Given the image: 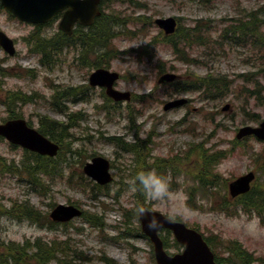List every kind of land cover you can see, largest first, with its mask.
<instances>
[{
	"label": "rangeland",
	"instance_id": "rangeland-1",
	"mask_svg": "<svg viewBox=\"0 0 264 264\" xmlns=\"http://www.w3.org/2000/svg\"><path fill=\"white\" fill-rule=\"evenodd\" d=\"M102 8L110 37L101 34L90 49L77 40L60 51L41 48L36 37H59L58 21L34 36L32 25L0 9V30L17 49L10 56L0 46V124L10 110L36 129L43 117L66 123L75 113L51 175L31 176L35 157L0 137V261L19 245L27 247L15 254L21 264H42L39 241L52 255L46 264H155L138 221L147 204L200 230L224 264H264V215L244 211L228 190L250 171L257 175L254 189L264 188V143L236 139L242 127L257 126L254 115L264 119V0H105ZM165 18L179 23L173 38L155 23ZM257 18L255 30L243 26ZM232 26L233 36L222 39ZM100 60L101 69L120 74L113 89L129 92L130 101L115 103L90 82ZM166 74L178 79L161 83ZM209 75L216 92L183 91L191 78ZM13 93L31 101L8 102ZM178 101L187 104L164 110ZM96 157L111 163L108 186L84 173ZM59 204L77 206L84 216L54 223L50 213ZM28 207L35 219L23 215ZM164 238L177 252L173 236ZM236 245L246 260L228 249Z\"/></svg>",
	"mask_w": 264,
	"mask_h": 264
},
{
	"label": "water",
	"instance_id": "water-1",
	"mask_svg": "<svg viewBox=\"0 0 264 264\" xmlns=\"http://www.w3.org/2000/svg\"><path fill=\"white\" fill-rule=\"evenodd\" d=\"M4 7L13 12L18 18L34 23H45L52 20L58 12L66 11L60 24V28L71 33L77 20L84 25H92L96 16L100 15L98 5L100 0H2ZM157 23L165 29L167 34H172L176 30V21L173 18L157 20ZM0 43L11 54L15 53L14 43L4 33L0 32ZM118 74L110 73L106 70H98L91 77L93 85L106 86L108 94L115 100L130 99L128 93L116 92L113 89L114 82L118 79ZM174 75L166 74L161 78V82L174 80ZM184 101L172 102L165 106V110L174 108ZM227 107L224 109L226 110ZM256 135L264 140V122L259 128L250 126L242 128L237 137L240 139L248 135ZM0 135L6 137L12 143L21 145L34 152L43 155L55 156L58 153V145L46 140L37 131L27 127L24 120H11L0 125ZM84 172L98 183L105 185L113 180L110 174V162L104 158L97 157L92 163H87ZM254 175L250 173L239 178L230 184V192L233 197L248 192L250 182ZM81 211L70 206H58L52 213V218L58 222H68L76 216H80ZM141 221L144 231L151 237L155 244L158 264H216L213 254L202 236L194 230H190L186 225L174 222L169 218L152 213L147 210L141 212ZM162 228H169L174 231L177 239L187 245L184 254L170 257L163 248V243L158 237V231Z\"/></svg>",
	"mask_w": 264,
	"mask_h": 264
},
{
	"label": "trees",
	"instance_id": "trees-1",
	"mask_svg": "<svg viewBox=\"0 0 264 264\" xmlns=\"http://www.w3.org/2000/svg\"><path fill=\"white\" fill-rule=\"evenodd\" d=\"M105 1V0H104ZM0 9H1V4H0ZM106 17L103 15L101 16L96 25L92 28H90L87 32H85L84 30H82V28H80L76 34H77V38L79 40V42L83 45V48L85 49H90L92 47V42H97L96 40L102 39L103 36H101V34L104 35V32L106 31ZM257 19H254V21L252 23L243 25V26H249L250 29L255 30V27L257 25ZM241 25V26H242ZM237 26H232L229 29H227V31H230L234 28H236ZM105 38H107L108 36L110 37V33L108 32L107 35H104ZM39 37V36H37ZM41 40V48L45 49L47 47H49V44L51 45L50 50L51 49H55V50H59L60 48L62 49L64 44H68L70 43V41H73L72 38L67 37L66 35H64L63 33H59V37H55L52 38L53 40L51 41H47L44 38H40ZM102 64L101 60L99 62H96V65L99 67ZM200 86L201 88H205L207 89L206 92H210L213 91L216 92L215 89H219L218 87V83L214 82L211 78V76H208L206 78H202L199 80H196L194 82H192V84L190 85V88L192 87H197ZM214 98H216V96H214ZM29 102V99L26 95L20 94V93H13L12 95L9 96V100L8 102ZM10 119L13 118H18L21 117L15 110H10ZM73 116L70 115V119H72ZM43 120H41V130L48 135L49 137H51L54 140H58L60 141L62 139V136L67 133V130L69 128L68 123H62V122H58L56 120H51L48 117L46 118H42ZM115 140V139H113ZM118 142V141H117ZM134 146H127L126 148H133ZM63 147H62V152H63ZM61 152V153H62ZM61 155V154H60ZM35 157V161L33 163H31L28 167H27V172L33 176L36 177L38 174H51L53 172L54 169H56V166L54 165V163H52L53 161L45 158V157H41V156H34ZM52 164V165H51ZM55 164H57V161L55 162ZM200 180L203 183H208L207 181H205L203 178H200ZM252 193H255V191H253ZM250 193L247 196L244 197H240L239 199H237L236 201L242 205V207L244 208V210L252 212L253 210H258V211H264V195L263 194H258L257 196H255L254 198L250 197V195L252 194ZM23 211V215L35 219L36 217V213L35 210L33 208H26ZM210 241V240H209ZM212 242L210 241V244ZM36 248L38 249L36 252V256L38 257V262L42 263V264H46V259L49 258L50 256L52 257V255H50V252L48 251L49 247L47 244H41L38 242ZM27 247L26 246H19L16 245L14 247H10L9 248V253H10V257H8L5 262L7 264H21L23 261H25L23 258H17L15 257V254H18L20 256H23L24 253L26 252ZM232 251L236 254L237 257L243 259L245 256L244 251H242V249L240 247H234L232 249ZM217 261L220 264H223L218 258ZM4 263V262H3ZM5 263V264H6Z\"/></svg>",
	"mask_w": 264,
	"mask_h": 264
},
{
	"label": "bare ground",
	"instance_id": "bare-ground-1",
	"mask_svg": "<svg viewBox=\"0 0 264 264\" xmlns=\"http://www.w3.org/2000/svg\"><path fill=\"white\" fill-rule=\"evenodd\" d=\"M17 50V49H16ZM61 154V153H60ZM60 156V155H59ZM25 216V215H24ZM27 217V216H26ZM29 218V217H28ZM30 219H32V218H30ZM60 254V253H59Z\"/></svg>",
	"mask_w": 264,
	"mask_h": 264
},
{
	"label": "clouds",
	"instance_id": "clouds-1",
	"mask_svg": "<svg viewBox=\"0 0 264 264\" xmlns=\"http://www.w3.org/2000/svg\"><path fill=\"white\" fill-rule=\"evenodd\" d=\"M147 182V181H146Z\"/></svg>",
	"mask_w": 264,
	"mask_h": 264
}]
</instances>
